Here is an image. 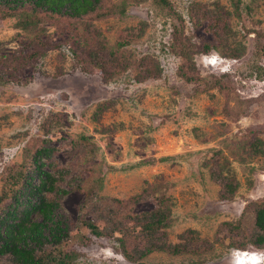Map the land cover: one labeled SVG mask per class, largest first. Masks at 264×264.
Returning <instances> with one entry per match:
<instances>
[{
    "label": "rangeland",
    "instance_id": "rangeland-1",
    "mask_svg": "<svg viewBox=\"0 0 264 264\" xmlns=\"http://www.w3.org/2000/svg\"><path fill=\"white\" fill-rule=\"evenodd\" d=\"M170 2L184 23L154 0H103L102 12L117 11L107 17L44 13L29 31L17 28V16L0 18V195L10 167L32 165L46 148L43 162L64 191L63 223L125 229L130 217H113L114 202L104 212L87 205L89 191L122 201L132 216L154 210L159 191L172 217L161 241L186 249L128 263L111 237L91 239L76 264H230L240 245L264 251L252 244V215L264 205V0H242L239 15L230 0ZM174 31L180 55L170 48ZM118 45L124 68L109 60ZM181 56L194 59L202 84L222 77L224 90L200 92L180 78ZM150 60L161 69L156 77ZM99 175L100 191L90 180Z\"/></svg>",
    "mask_w": 264,
    "mask_h": 264
},
{
    "label": "trees",
    "instance_id": "trees-1",
    "mask_svg": "<svg viewBox=\"0 0 264 264\" xmlns=\"http://www.w3.org/2000/svg\"><path fill=\"white\" fill-rule=\"evenodd\" d=\"M0 2L8 8L0 12V18L7 19L17 16V28L25 31L38 27L43 19L41 15L44 13L46 18L49 16L53 19L57 16L82 18L92 14L97 17H107L109 14L117 13L115 6H110L105 13L102 12L100 6L103 0H0ZM154 2L161 7H167L177 20L185 22L184 17L174 11L170 0H154ZM230 2L239 15L242 0H230ZM122 13L124 11H121ZM192 19L190 17V22ZM179 45H184L182 34L174 31L170 46L174 54H178L176 50ZM122 46L118 45L117 48L111 49L109 60L124 68L121 65L122 60H118ZM102 50L94 53V56L96 57L97 53ZM205 51L204 55L207 56L211 49L206 47ZM69 52L73 59L77 57L75 50L70 48ZM91 52L92 48L90 47L88 53ZM181 57L186 62L178 69L180 78L188 83H196L198 87L202 86L200 92H206L213 88L224 90L222 77H215L211 83L202 84L203 79L196 75L194 59L189 56ZM230 57L238 58L239 55L233 54ZM149 63L153 68L158 67L152 60ZM107 64L108 60H106L105 67ZM95 66L99 69L103 67L101 62ZM154 70L155 73L149 71L150 78L161 73L160 68ZM101 74L105 76L104 71ZM80 139L87 144L84 137H80ZM261 145L257 140L256 147L259 148ZM51 154L52 152L46 148L37 150L31 157V159L33 158L31 164H34L33 171L30 164V166L24 164L10 167L9 175L5 180L7 187L0 195V206L3 207L0 212V260L8 257L13 264H76L82 248L86 247L89 240L101 241L100 239H110V237L119 243L121 255L128 263L141 261L156 251L169 252L174 255L186 251L182 245L177 244L169 247L165 240L161 241L172 225V217L167 198L161 196L160 194L163 193L159 191L155 193L157 194V204L154 210L133 216L120 211L122 201L109 200L104 196L94 194L92 190L89 191L87 205L93 204L97 211L104 212V209L109 207L107 202H114L119 207H115L116 210H111L110 213L113 217L121 219L123 216L130 217L133 224L125 229L119 228V225L111 228L110 224L94 221L82 220L73 226L67 222L63 223L58 217L60 203L57 196L64 191H60L58 188L59 179L52 172L54 166L43 162V158H49ZM90 180L94 189L99 191L102 189V176L99 175ZM155 188L165 192L162 187L155 186ZM252 217L258 230L256 240L252 244L257 248H262L264 246V205H259ZM245 247L240 245L236 248L244 250Z\"/></svg>",
    "mask_w": 264,
    "mask_h": 264
},
{
    "label": "clouds",
    "instance_id": "clouds-1",
    "mask_svg": "<svg viewBox=\"0 0 264 264\" xmlns=\"http://www.w3.org/2000/svg\"><path fill=\"white\" fill-rule=\"evenodd\" d=\"M230 264H264V251L231 250Z\"/></svg>",
    "mask_w": 264,
    "mask_h": 264
}]
</instances>
